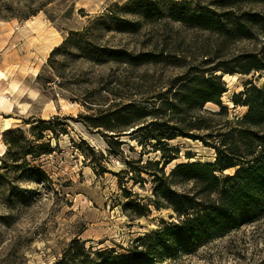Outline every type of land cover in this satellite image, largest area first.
I'll return each instance as SVG.
<instances>
[{"label":"rangeland","instance_id":"1","mask_svg":"<svg viewBox=\"0 0 264 264\" xmlns=\"http://www.w3.org/2000/svg\"><path fill=\"white\" fill-rule=\"evenodd\" d=\"M201 3L217 14L210 31L171 21L167 0H0V98L12 103L0 107V121L10 119L6 126L17 143L9 148V136L0 134V150H6L0 158V264H52L74 238L87 251L113 249L119 257L138 238L175 221L171 210L155 208L153 178L138 170L148 161L160 162L159 168L166 161L169 175L179 165L214 163L215 151L177 138L168 142L177 150L166 154L171 161L162 160L155 142L139 144L140 126L110 133L80 117L98 118L135 103L149 107L190 67L239 69L246 55L264 59V35L251 26L242 38L233 28L243 15L264 17V9L239 0ZM142 54L156 57L129 63ZM235 75L221 99L230 121L247 111L232 106L233 95L248 84H264V71ZM39 120L55 132L37 141L40 131L25 123ZM115 135L121 143L109 145ZM47 142L50 154L27 155ZM128 201L133 205L126 207ZM176 246L160 264H260L264 215L191 254Z\"/></svg>","mask_w":264,"mask_h":264},{"label":"trees","instance_id":"2","mask_svg":"<svg viewBox=\"0 0 264 264\" xmlns=\"http://www.w3.org/2000/svg\"><path fill=\"white\" fill-rule=\"evenodd\" d=\"M167 1L171 21L205 31L212 30L217 24V14L201 0ZM239 1L264 9V0ZM128 26L134 27L133 24ZM233 26L239 37L244 36L251 26L264 35V17L259 15H243ZM57 50L55 48L51 55ZM155 57L142 54L131 57L129 63L139 66ZM253 71H264V59L246 55L240 60L239 69H227L223 64L210 68L190 67L174 77L149 107L135 103L98 118L81 116L86 125L110 133L140 126L137 129L141 133L139 144L152 147L155 142L162 160L171 161L166 154L177 150L168 148V142L177 138L202 141L215 151L216 156L212 164L179 165L169 175L164 172L166 161L162 168H159L160 162L148 161L138 170V176L146 173L153 178L155 208L171 210L175 221L138 238L127 255L118 257L113 249L87 251L84 243L74 238L52 264H160L178 251H172L173 244L182 253L191 254L213 238L259 220L264 215V84L261 87L248 84L241 93L233 95L234 108L247 109L236 121L227 119L228 109L221 101L227 93L221 76L249 75ZM218 73L221 76H217ZM208 104L218 107V111L205 110ZM25 124L31 125L33 132L40 131L37 141L42 140L45 133L55 132L50 122L39 120ZM7 136L9 139L5 144L15 148L17 143L12 131H4L3 139ZM114 137L119 136H109V145L121 143ZM49 144L42 143L27 155L38 158L50 154ZM148 168H151L150 172ZM231 170L235 172L226 174ZM132 205L128 201L125 206ZM144 213L140 212L138 216L142 217Z\"/></svg>","mask_w":264,"mask_h":264},{"label":"bare ground","instance_id":"3","mask_svg":"<svg viewBox=\"0 0 264 264\" xmlns=\"http://www.w3.org/2000/svg\"><path fill=\"white\" fill-rule=\"evenodd\" d=\"M236 77H237L236 75H233V76L225 75L224 79H225V81H226L228 84H230L231 81H233L234 79H236ZM26 106H27V105H23V106H21V110H22V111H25ZM232 106L234 107L233 104H232ZM0 107H6V108L8 109V108H11V107H12V103L9 101L8 98H6V97H1V98H0ZM4 128H5V129H4L5 131L9 129L8 126H5ZM5 152H6L5 148L2 147V149L0 150V158L3 157V156L5 155Z\"/></svg>","mask_w":264,"mask_h":264},{"label":"crops","instance_id":"4","mask_svg":"<svg viewBox=\"0 0 264 264\" xmlns=\"http://www.w3.org/2000/svg\"><path fill=\"white\" fill-rule=\"evenodd\" d=\"M0 115H1V112H0ZM10 119H6V120H3V122L0 121V134L3 133L5 130V126L7 124V122L9 121ZM9 128V127H8Z\"/></svg>","mask_w":264,"mask_h":264},{"label":"water","instance_id":"5","mask_svg":"<svg viewBox=\"0 0 264 264\" xmlns=\"http://www.w3.org/2000/svg\"><path fill=\"white\" fill-rule=\"evenodd\" d=\"M217 76H221V74H220V73H218V74H217ZM224 77H225V75L221 76V78H222V81H223V82L226 84V81H225Z\"/></svg>","mask_w":264,"mask_h":264}]
</instances>
